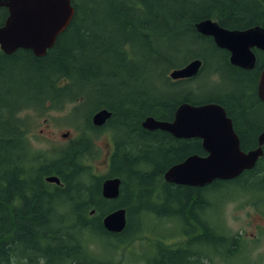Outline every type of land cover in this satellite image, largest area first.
<instances>
[{
  "label": "trees",
  "instance_id": "16d2710c",
  "mask_svg": "<svg viewBox=\"0 0 264 264\" xmlns=\"http://www.w3.org/2000/svg\"><path fill=\"white\" fill-rule=\"evenodd\" d=\"M72 5L75 8L72 22L45 56L37 57L23 49L11 55L0 50V264H44L39 263L44 256L39 241L51 251L58 240V247H62L68 234L74 236V231L87 237L104 236L117 242L122 250L141 235V227L151 217L159 220L172 217L171 205L194 203L192 211L199 204L204 198L201 194L204 188L167 183L163 175L191 155H205L201 140L177 139L168 132L150 131L142 126L147 116L171 121L181 103L198 105L212 97L198 100L199 91L190 87L194 79L173 81L168 76L170 69L194 58L204 59L208 67L206 55H211L215 59L210 66L212 73L226 72L227 77L221 79L242 90L222 93L239 96L248 113H243L242 118L262 124L259 126L256 121V125H248L247 131L240 132L241 128L235 124L242 149H255L264 129V103L255 95L257 79L247 78L249 71L233 74L228 53L195 27L205 19H213L229 29L264 26V0H72ZM7 15V9L0 8V26ZM141 41L150 50L142 61L144 65L157 61L167 64L162 73L169 91L159 93L153 83L151 90L143 92H115L114 88L105 91L103 87L117 83L120 75L127 76L133 68L131 60L140 57L135 54L134 45ZM156 43L165 49L154 50ZM197 46L207 54L193 52ZM169 53L177 54L178 59L190 57L176 64ZM85 90L94 102L87 113L81 112ZM72 103L75 105L71 117L78 120V137L67 148L53 155L40 153L37 158L22 132L18 112L30 107L40 111L62 110ZM225 108L230 116V109ZM102 109L112 112V116L103 127H96L92 117ZM109 131L113 151L107 157L108 151L99 148L96 138ZM101 156L103 164L106 160L109 164L106 174L96 171ZM36 163L40 170L33 173ZM34 174L36 179L32 180ZM49 174L60 176L64 187L48 196L43 189V177ZM116 176L122 180L120 195L116 200L105 199L102 183ZM240 181L251 182L246 187L248 195L264 196V156L255 168L230 183ZM25 192L31 195L26 196ZM195 198L199 200L192 202ZM19 202H23L22 211L21 207L16 208ZM68 202L81 204L78 213L68 217L76 218L73 226L65 224L61 217L57 220L60 207ZM118 208L127 209L131 219H139L138 228L133 229L128 222L124 232L109 233L102 219ZM156 246L157 254L163 255L164 246L159 242ZM112 248L116 249L114 244ZM161 257L159 264H170Z\"/></svg>",
  "mask_w": 264,
  "mask_h": 264
},
{
  "label": "water",
  "instance_id": "95a60500",
  "mask_svg": "<svg viewBox=\"0 0 264 264\" xmlns=\"http://www.w3.org/2000/svg\"><path fill=\"white\" fill-rule=\"evenodd\" d=\"M0 7L8 9V16L0 26V48L7 54L20 49L30 50L37 57H43L54 47L58 37L73 20L75 9L71 0H0ZM203 35L212 36L218 47L231 53L232 64L253 68L256 56L251 48L264 50V29L257 26L248 30H228L218 22L206 19L196 24ZM202 60L195 59L184 67L175 69L170 77L174 80L192 78L199 74ZM257 92L264 102V69L259 77ZM111 113L98 112L93 122L102 125ZM143 127L160 129L176 138H200L206 156L191 155L183 162L165 172V180L177 185L203 187L214 180H232L244 171L253 169L264 154V132L259 136V147L244 151L236 134L232 120L223 107L216 104L194 106L184 103L175 112L171 122L148 117ZM59 183L58 177L48 178ZM119 178L103 183L105 198L116 199L119 195ZM125 209H118L103 219L105 228L111 232H122L126 223Z\"/></svg>",
  "mask_w": 264,
  "mask_h": 264
},
{
  "label": "rangeland",
  "instance_id": "374dc122",
  "mask_svg": "<svg viewBox=\"0 0 264 264\" xmlns=\"http://www.w3.org/2000/svg\"><path fill=\"white\" fill-rule=\"evenodd\" d=\"M143 44V41H141L140 44L138 43L137 45H134L135 51H137L135 54L140 56L131 60L133 62L134 69L131 67V70L127 76L120 75L117 78V83L112 82V84H108L105 88L103 87L105 91H108L106 90L107 88H114L115 92L117 90L143 92L151 90L152 83L156 86V89L154 90L159 93H165L169 91L168 88L165 87V78L163 77L162 73L163 69L167 67V64L160 63L162 61H157V64L150 62L151 64L146 63V65H144L142 61L150 55V50L149 48H144ZM156 44H154V50L161 51V48L165 49L164 47H160L158 44ZM193 52L205 53L201 46L195 47ZM128 53L129 55L132 54V52ZM169 55L171 61L176 62V64L183 63L190 57V55H185L178 59L177 54L169 53ZM206 57L208 61V67H206V71L200 78L192 81L190 86L191 89H199V92L196 96L198 100H202L203 98L210 95L215 96L216 94H221L222 92H242L241 88H239L237 85L227 82L225 78L217 82H214L213 77L209 78L212 69L210 66L214 63L215 59L209 54H207ZM214 77L218 78V75H214ZM87 90L83 91V94H85V96H83L85 101L83 102L81 110L83 113H87L89 110H91L90 108L94 106V102L93 100H90V95L87 94ZM64 97L65 96H63V98ZM73 105L75 104L72 103L62 110L48 109L40 111L34 107H30L18 112L17 119L25 120L24 134L29 136V143L33 151L52 154L54 150L66 147L65 145H67L69 141L76 138L78 134L76 129L77 123L72 118H70L69 113ZM18 122L20 126H22V122ZM108 140L109 138L107 135L101 136L97 139V145L104 150L108 149ZM45 153L41 154L45 155ZM102 159L103 157L101 156L99 159L100 161L96 162L98 166L96 171H98L99 174H106L108 172V166L106 163L103 164ZM250 183L251 182H223L216 187L207 186L201 190V194L204 195L203 199H206L211 204H215L220 207L218 209L212 208L211 211L214 212L210 213L209 215V221L213 223V227H215L217 232L219 229H221L223 233H226L227 223L232 230L247 228L248 232H254L250 226H246V222L248 223L250 219H261L263 213L260 207L264 206V196L262 194L261 196L249 197L247 199V196L244 195L241 190H246V188L243 187ZM25 194L26 196L31 195L29 192H25ZM254 200L257 202H254ZM22 203L23 202L17 203L16 208H19ZM46 203H50L49 199L46 200ZM242 203L245 205L244 207L241 206ZM254 203L258 204L259 206H252L251 204ZM80 206L81 204L68 202L64 207V217L68 218L71 214H77ZM169 210L172 212V214L176 215L177 218H174L168 222L167 219L170 218L168 216L164 219L162 218V220L151 217L150 220L145 224V230L142 231L141 235L137 237L138 239L131 246L137 249L134 251L135 254L132 256L130 255L129 259L127 258L124 262L121 252H116L115 249L112 248L115 241L108 240L106 237H101L99 235H92V241L86 237V253L89 259L87 264H96L97 260H101L102 257H105L108 259L107 261H113L116 264H143V262L144 264H159L161 262V256L165 257V251L163 249V255L159 256L157 254V242L161 243L163 246H169L176 238H183L186 231V228H184L182 221L178 216V208L174 205H171ZM216 211L220 212V215H215L214 213ZM73 220L75 222L77 221L76 218H73L71 219L70 224H74ZM128 222L133 229L138 228L139 219H131L129 213ZM145 231L149 234L144 233ZM254 233L257 234L256 232ZM235 235H239V233H236ZM151 236L153 238H151ZM256 236L257 239L261 240H259L260 242L256 240ZM253 239L254 240L250 242L251 245H249L251 247H247L248 251L245 252V254L248 255L250 263H258V258L264 256V232H262V234L254 235ZM88 243L92 244V249H90ZM59 245L60 240H58L56 246ZM99 252L104 256L98 255ZM125 252L126 250L122 251L123 254ZM156 256L158 257L155 258ZM155 259L157 260L156 263ZM243 260L245 261V257H243ZM240 261L241 260L239 259L237 262H231V259H229L222 263L241 264Z\"/></svg>",
  "mask_w": 264,
  "mask_h": 264
},
{
  "label": "flooded vegetation",
  "instance_id": "af4514ba",
  "mask_svg": "<svg viewBox=\"0 0 264 264\" xmlns=\"http://www.w3.org/2000/svg\"><path fill=\"white\" fill-rule=\"evenodd\" d=\"M264 27V26H263ZM252 51L255 53L256 56V65L253 68H243L237 65H233L230 62V53H228V64L234 68L232 71L233 74L237 76L243 74L244 71H249L251 74H247V78H256V87L258 83V79L264 68V50L259 48H253ZM228 52V51H227ZM221 77H227L226 72H221ZM234 94V93H233ZM220 96H212L210 97L209 101L200 103L198 105L203 104H218L225 108L228 107L230 109V118L233 121L234 129L239 136V132L246 130L250 125H256V120L253 122L252 120H244L242 116L247 113V110H244V106L240 104V97L233 96L230 93H221ZM255 95L258 97L257 88L255 91ZM239 97V98H237ZM242 100V98H241ZM240 104V105H239ZM240 108L242 111L240 112ZM227 111V108H225ZM249 111V110H248ZM228 113V111H227ZM244 113V114H243ZM229 114V113H228ZM241 115V116H240ZM245 118V116H244ZM259 123V121L257 122ZM241 128L239 130L236 128ZM249 125V126H248ZM262 125V124H261ZM259 123V126H261ZM243 127V128H242ZM245 127V128H244ZM243 129V130H242ZM247 131V130H246ZM256 132V131H254ZM264 132V129L260 131V134ZM259 134V135H260ZM259 137V136H258ZM259 144V139H258ZM242 177L240 175L238 178L234 179L235 181L239 180ZM231 182V181H228ZM246 182V181H240ZM237 182V183H240ZM222 181L216 180L211 184L207 185L208 187H216L221 184ZM205 186V187H207ZM250 186V184L246 185ZM201 189V188H195ZM262 195V194H261ZM249 197H257L258 194H249ZM199 199L195 198L192 202H197ZM254 202H257L254 200ZM252 206H256V204H251ZM194 203H189L185 206H177L178 208V216L182 221L184 228L186 231L184 233V237L177 238L175 242H173L176 246L171 248H165V259L170 264H223L222 262H226L227 260L231 259V262H237L239 259L241 260V264H264V256L258 258V263H250L248 259V255L245 252L248 251L250 248L251 243L254 239L253 236L257 234H262L264 232V206L260 207L263 215L261 219H250L249 222H246V226H250L251 229L256 232L250 233L248 232L247 228L245 229H230L227 221V231L223 233L221 229L216 231L215 227H213V223L209 220L210 213L212 208H220L215 204H211L208 200L202 199L199 200V204L193 208ZM225 210V209H224ZM215 215H220V212L216 211ZM174 218H177L176 215H171ZM255 220V221H254ZM237 230V231H236ZM239 233V235H235ZM69 236L68 239L64 242L62 247L56 246L51 251H49V247L45 248L47 245L43 242L38 243L41 245V249L44 253L42 259L39 260V263L44 264H87L89 262L88 255L86 253V243L84 237L79 236ZM263 236V235H262ZM256 240L257 236L255 237ZM261 241V240H260ZM259 241V242H260ZM248 247V248H247ZM45 248V250H44ZM245 257V261L243 260Z\"/></svg>",
  "mask_w": 264,
  "mask_h": 264
},
{
  "label": "bare ground",
  "instance_id": "6f19581e",
  "mask_svg": "<svg viewBox=\"0 0 264 264\" xmlns=\"http://www.w3.org/2000/svg\"><path fill=\"white\" fill-rule=\"evenodd\" d=\"M126 211V217H125V220H126V223H125V226H124V229L126 228L127 224H128V214H127V209H125ZM123 229V230H124Z\"/></svg>",
  "mask_w": 264,
  "mask_h": 264
}]
</instances>
